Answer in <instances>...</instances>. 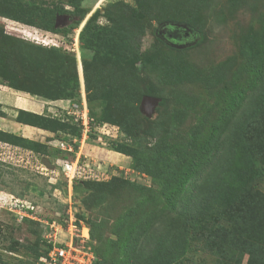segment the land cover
Segmentation results:
<instances>
[{"label": "rangeland", "instance_id": "374dc122", "mask_svg": "<svg viewBox=\"0 0 264 264\" xmlns=\"http://www.w3.org/2000/svg\"><path fill=\"white\" fill-rule=\"evenodd\" d=\"M55 7L65 10L55 31L37 27ZM0 82L44 102L47 121L38 124L68 122L63 107L71 102L103 121L79 136L76 122L71 129L60 123L64 138L49 148L65 142L70 151L61 149L65 155L48 165L29 151L0 148V264H40L44 240L55 234L57 245L70 242L69 211L80 230L86 226L85 244L78 243L94 263L143 264L160 241L162 258L181 241L180 264L215 263L193 231L218 223L205 181L239 184L241 141L264 146V137L243 135L264 107V0H0ZM146 96L157 98L149 115L141 106ZM196 161L192 183L181 187ZM67 162L69 179L61 170ZM255 166V187L264 192V164ZM172 173L167 187L162 177ZM83 177L92 181L79 183ZM21 205L49 224L19 217ZM193 209L204 210L202 220L190 218ZM57 218L63 227L55 232ZM79 263L93 264L92 256L84 252Z\"/></svg>", "mask_w": 264, "mask_h": 264}, {"label": "trees", "instance_id": "16d2710c", "mask_svg": "<svg viewBox=\"0 0 264 264\" xmlns=\"http://www.w3.org/2000/svg\"><path fill=\"white\" fill-rule=\"evenodd\" d=\"M64 13L65 10L60 7H55L47 10L45 17L41 19L42 24H38L37 27H41L42 29H45L50 32L55 31L57 17L63 15ZM28 23L29 25H36L34 21H28ZM168 26L171 27V25ZM173 28L174 27H172V30ZM180 29L181 27H179L177 30L180 31ZM85 32L87 34H91L89 28H84L82 34H84ZM61 48L62 47L59 48L53 47L50 50H54V52H58V53L59 51H61L62 54L64 55L69 54L62 51ZM41 49H43V46ZM57 54L55 56H57ZM62 54H59V56ZM75 59L76 58H73L74 62ZM80 87L81 86L79 84L78 89H80ZM126 89H129V86L126 87ZM135 92L136 91L134 90L133 94ZM148 92L147 94L151 95ZM262 93H263L262 96L264 97V92ZM136 94L138 93L136 92ZM136 94H134V97L136 99L135 103L136 102L140 103V99L138 95L136 96ZM259 105L262 104L260 103ZM258 110L259 112H261L260 115L262 116V119L259 121L264 122V107L262 106ZM89 114L91 119L93 120L92 122L93 124L96 122L103 123L102 120L96 119L91 111H89ZM22 115L26 116L25 120L22 119ZM17 119L20 122L30 124L35 127L47 129L56 134H58L59 131L64 132V127L68 126V128L71 129V127L73 126V124L70 123L72 122L70 121L71 119L67 120L68 122H61L60 120L52 119L53 121L56 122V124H51L50 125L51 127L47 126L48 123L46 125H43L41 123L38 124L35 122L36 120L43 121L46 118L28 112L19 113ZM27 119H31V120H27ZM259 121L255 119V122H252L249 126L244 127L245 133L243 135H247L249 139L255 137V140L264 137L262 135L264 133L262 134L257 133V128L259 129V131L261 130L262 132H264V125ZM60 123L66 125H64L63 127L62 125H60ZM255 126H257V128L253 129V127ZM74 128L75 130H77L78 133L77 136L81 135L82 128L77 126H75ZM0 135L4 137H9L10 139L14 140V141L12 140L10 141V140L0 139V141L4 143H9L11 145L19 146L23 149L33 151L36 154L53 158L54 160L58 159L59 155H65L64 153H66L58 148L49 149L48 146L39 143H34L25 140L23 138H18L9 134H4L2 132H0ZM62 138L64 137L62 136L61 139ZM69 140L72 141V139L70 138ZM69 140H66V142ZM241 142L243 144L242 152L244 157L241 161L242 162L241 164L245 166V168L242 167L240 168V170L242 169V172L240 173L243 174V176H241L240 183L232 185L230 182L228 183L222 182L213 185L212 181H210L211 179L208 178L205 181L204 195L209 193L208 198L206 199L207 208L210 213H213L214 215L213 218H216L218 223L216 224V226L211 225V227L208 229L207 227H205L204 230L193 231L194 239L201 244L202 249L208 254H211L215 257L214 264H243L245 257H247V264H264V192H260L255 187V182H254L258 174L257 173L258 170L255 165L259 162L264 164V146L252 143L246 138H244V140H242ZM53 151H57L58 155L54 154ZM232 157L234 158V156ZM40 159L41 158L39 157V161ZM228 162L230 163L229 166H232L234 163L233 160L231 161L228 160ZM199 167H200V163L198 161L194 162L193 165L190 166L186 174L182 175L180 179L181 187H187L188 184L192 183L195 177V173ZM165 169L172 172L171 168L165 166ZM174 175L175 174L173 173L167 176L163 175L162 179L165 177V180L167 181V187L172 185L173 181L171 179L175 177ZM78 181L79 180H77L76 182ZM91 181L92 180H85V181L80 180L79 183L84 184L86 182L89 183ZM189 206L190 204L188 203L183 204V207L187 209V213L189 212ZM203 211L204 210L195 211L193 209L192 212L189 214L190 218L193 221L202 220V217L200 216L204 215ZM43 215H45V212L39 213V216H43ZM48 219L51 220V221L49 220L50 222L54 221V218L53 219L48 218ZM58 221H62V219H58ZM34 222L39 225L38 222L36 221ZM146 227L148 226L139 228V231L141 233L137 238V242H136L137 245L140 243L141 238L144 236V234H146V232L148 231ZM44 242L47 244V249L41 256H39V258L42 256H47L48 251L53 246L52 243H49L47 240H44ZM163 244H166V242L160 241L159 244L156 246V248L151 252V254L148 257L144 258L143 264H180L186 254V247H187L186 242L182 243L181 241H177L176 243L172 244L171 251L164 258L161 257ZM140 255L141 253H139L138 256L140 257ZM94 264H100V261L96 260Z\"/></svg>", "mask_w": 264, "mask_h": 264}, {"label": "crops", "instance_id": "0c3cea01", "mask_svg": "<svg viewBox=\"0 0 264 264\" xmlns=\"http://www.w3.org/2000/svg\"><path fill=\"white\" fill-rule=\"evenodd\" d=\"M21 112H28L42 116L48 112V107L36 97H33L26 92L12 89L0 82V132L39 143L48 146V148L52 147L49 145L55 143L54 141L56 139L62 137V134L58 135L50 130L18 121L17 118ZM3 145L8 146L10 152H19V150L23 149L19 146L0 141V148L3 147ZM23 150L31 152L36 158L40 157L41 160L45 158L50 161H55L53 158L36 154L33 151L27 149Z\"/></svg>", "mask_w": 264, "mask_h": 264}, {"label": "built area", "instance_id": "2783aa9c", "mask_svg": "<svg viewBox=\"0 0 264 264\" xmlns=\"http://www.w3.org/2000/svg\"><path fill=\"white\" fill-rule=\"evenodd\" d=\"M47 45V44H46ZM53 46H55V44H52ZM77 46V45H76ZM62 111V110H61ZM63 119L65 120H73L74 122H76L78 125H80V127L82 128V133H88V132H92V127H93V120L90 117L89 111L87 110V107L82 104L80 105L79 103H70L69 107L66 109L63 107ZM103 127H107L106 124H103V126H100V129H102ZM65 142H63L61 145V149L65 150H69L70 148L67 149V147H65ZM73 164H68V162L66 163V165L63 167L61 165V170L62 173L64 172L65 175H67V178L69 179V174H67L68 172H71V167ZM64 175V174H63ZM92 176V175H91ZM95 177V176H92ZM92 177H87V178H92ZM74 175L71 176L70 179H74ZM78 178V177H76ZM85 180V177H83ZM16 206L19 207V210L16 211L17 215L19 217H25V218H29L32 219L33 221L39 222L41 224H44L45 226H47L49 223L47 221L41 220V219H36L33 216H31V214H33V212L35 210H33V208H30V212L27 210L28 207L27 206ZM33 211V212H32ZM70 212V213H69ZM68 214L67 213V217L69 218V226H74V230H70L72 231L70 233V235H72L71 237V241L65 243L64 245H57L56 243H54L53 241H55L54 239H56V234L54 236L53 241H51L52 239H45L47 240L49 243H52V248L48 251V255L47 256H42L40 257V264H80L79 260L82 259V254L84 252H87V255H91L92 259H93V264H94V260L95 258L93 257V253L90 251V249L86 250L85 247H81V244H79L78 242L82 240V244L83 243V230L87 231L86 226H83V229L80 230V226H77V219L75 217V215L73 214V212L69 211ZM58 219H62V218H58ZM68 223V221L66 222ZM60 227H63V221H58L57 227L55 228V232L59 231V229H61ZM54 226H51V229H53ZM69 232V231H68ZM77 236V240L75 239Z\"/></svg>", "mask_w": 264, "mask_h": 264}, {"label": "water", "instance_id": "95a60500", "mask_svg": "<svg viewBox=\"0 0 264 264\" xmlns=\"http://www.w3.org/2000/svg\"><path fill=\"white\" fill-rule=\"evenodd\" d=\"M61 21V17L60 16H58L57 17V25H58V23ZM60 24V23H59ZM156 104H157V98H154V97H150V96H146L144 99H143V101H142V109L144 110V112L147 114V115H149L151 112L150 111H152L151 109H153L154 108V106H156ZM42 163L43 164H49V162H48V160L47 159H43L42 160Z\"/></svg>", "mask_w": 264, "mask_h": 264}, {"label": "bare ground", "instance_id": "6f19581e", "mask_svg": "<svg viewBox=\"0 0 264 264\" xmlns=\"http://www.w3.org/2000/svg\"><path fill=\"white\" fill-rule=\"evenodd\" d=\"M77 148V147H76Z\"/></svg>", "mask_w": 264, "mask_h": 264}]
</instances>
